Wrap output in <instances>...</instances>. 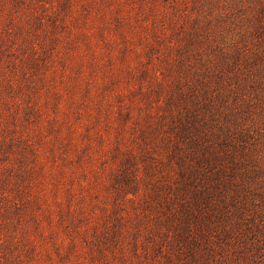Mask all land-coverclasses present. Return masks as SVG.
I'll return each mask as SVG.
<instances>
[{"label": "rangeland", "instance_id": "1", "mask_svg": "<svg viewBox=\"0 0 264 264\" xmlns=\"http://www.w3.org/2000/svg\"><path fill=\"white\" fill-rule=\"evenodd\" d=\"M21 1L15 7L13 0H0V36L4 37H0V187L5 184L9 201L0 206L2 236L22 240L24 226L31 225L24 207L13 220L3 216L5 208L19 199L15 175L21 171L31 186L24 188L28 191L24 200L31 199L27 206L31 212L36 210L47 237L42 239L29 228L39 250L31 264H49L47 253L58 264L44 217L47 206L36 197L42 190L48 194L56 228L55 201L65 205L69 201L66 185L55 177L62 173L74 179L67 188H72L76 198L73 205L79 198L86 208L89 226L101 222L103 212L117 214L116 188L110 185L108 168L120 161L106 159V151L120 137L124 148L139 154L137 144L146 142L153 154L155 168H147L140 156V193L135 200L122 202L118 210L129 219L127 213L133 215L141 206L139 221L133 215L125 228L130 233L142 230L139 238L148 243L151 233L144 228L153 221H147L143 211L155 202L154 191L165 189L162 183L171 180L170 148H165L161 127L147 134V140L137 136L141 130L149 131L150 112L155 123L159 119V105H165L168 93L176 92L175 82L184 63L183 76L193 80L196 72L212 80L210 91L219 92L215 98L218 108L241 121L246 146L252 150L249 160L253 164H247L251 170L238 178L237 191L232 188L218 198L221 203L203 230L213 237L215 254L204 264H264V0ZM34 43L36 48L31 49ZM155 70L165 76L163 90L153 77ZM130 108L134 117L124 121ZM95 133L103 135V149ZM65 139L75 144L66 152L69 162L61 159ZM161 139L164 146L155 150L154 144ZM28 146L38 153L33 161L37 172H24L32 160ZM84 148L88 150L79 161L77 155ZM104 160L112 162L105 164L103 173ZM91 169L103 175L107 187L94 182ZM6 170L12 173L8 185L4 183ZM54 186L59 190L56 197L50 191ZM148 197L154 199L150 204L145 202ZM150 208L155 210V205ZM56 240L69 241L61 229ZM21 247L26 248L23 243ZM140 253L144 254L141 248ZM26 254L23 251L22 257ZM140 259L145 257L134 256L133 264Z\"/></svg>", "mask_w": 264, "mask_h": 264}, {"label": "trees", "instance_id": "2", "mask_svg": "<svg viewBox=\"0 0 264 264\" xmlns=\"http://www.w3.org/2000/svg\"><path fill=\"white\" fill-rule=\"evenodd\" d=\"M13 3H15L13 6L18 7L22 1L13 0ZM0 37L4 39L3 36ZM33 48H36L35 43L31 45V49ZM185 68L186 65L181 63L178 79L175 82L176 92L168 93L165 105H159L162 108L159 119L155 123L153 119L156 117L154 118L150 112L147 115L151 123L148 126L149 131L141 130L137 136L138 139L142 137L147 140L149 138L147 134L158 132L161 127L165 133L161 134L162 139L167 142H165V148H170L168 167L172 172L171 180L162 183L161 188L165 189L157 188L154 191L155 202L143 211L145 219L153 221L152 226L144 228L145 231L151 233V237L147 238L148 243L139 238L142 230H138L139 233H130L125 228L133 215L138 217L134 219L135 222L139 221L141 214L137 212V209L141 206L136 208L133 215L127 213L129 219L123 213H118V210L122 207V202L135 200L140 193L138 166L140 156L142 161L147 162V168H155L152 162L153 154L147 149L146 142L137 144L141 148L138 154L131 147L124 148L122 139L118 137L117 142L111 143L106 151V159L109 157L120 161L118 166L108 168L111 175L110 185L116 188V206L114 207L117 209V214L108 216L106 212H103L101 222L89 226L86 208L79 202L78 197V201H75L76 205H73L72 201L76 198L72 193V188H67V184L74 179L67 178L65 175L62 177V173L59 175L55 173V177L60 183L66 185L65 190L69 201L66 205L61 200L55 201L58 206L56 228L52 225L54 218L49 211L48 194L42 190V193H38V198L36 197L43 203L45 202L47 206L48 213L44 217L50 227L48 236L52 238L55 253L59 257L58 264H133L134 256L145 257L144 261L140 259L137 264H204V261L215 255L211 245L213 237L206 235L203 230L221 203L218 198L232 188H234L233 191H237L240 186L237 182L238 178L246 176L251 170L247 164H253V161L249 160L252 158V150L246 146L248 144L247 134L241 121L230 118V115L220 111V107L218 108L215 98L219 92L210 91L212 80L205 74H196V72V75L192 72L195 78L190 80L182 74ZM147 70L149 68L144 72H148ZM221 76H218L219 81H221ZM153 77L163 90L167 84L164 74L159 75L155 70ZM133 117L130 108L124 121H130ZM87 134L88 137L91 136L90 130ZM95 136H98V145L103 149L105 145L103 135L95 133ZM162 139L154 144L155 150L164 146ZM74 146L71 139L63 140L60 146V148H65L62 150L63 162L72 161L66 152ZM87 150L84 148L77 155L79 161ZM29 154L32 160L25 164L24 172H37L38 168L33 161L38 153L34 148H30ZM22 156L29 158L28 153L25 152H22ZM163 159L160 157L159 162H163ZM25 160L22 158L20 161L25 163ZM108 161L104 160L101 172L106 171L105 164ZM5 172L8 174L5 175L4 183L7 182L8 185L11 183L12 173L10 170ZM91 172L97 185L107 187V182L102 180V174L93 169ZM15 177L18 181L15 183L16 197L19 199L17 198L18 200L5 208L3 216L8 220H13V215H20L24 207L26 208L25 219L30 221L31 225L28 228L24 226L21 233L23 239L17 241H14V237L2 236L3 227H0V264H31L39 254V250L38 245L31 238L32 231L29 228H34V232L42 236V239L47 237L42 234L41 220L36 210L31 212L32 209L30 210L27 206V202L31 203V199L24 200L23 194L26 193L24 188L28 189L31 186L29 183L26 184L27 179L23 172H17ZM63 179H66V182L62 181ZM149 182L153 184L152 180ZM80 186L82 187L81 183ZM57 188L58 186L50 188L55 197L59 194ZM0 190L1 206L9 201L5 184L0 187ZM153 200L151 197L145 198V202L149 204ZM153 205H155V210L150 208ZM60 229L68 236L67 244L56 240ZM202 241L205 242V246L201 245ZM20 242L26 247L25 249L21 247ZM140 248L143 250V255L139 254ZM25 250L27 254L26 258H23L22 254ZM15 251H18L17 254ZM46 255L49 264H55L51 255L49 253ZM207 264L210 262L207 261Z\"/></svg>", "mask_w": 264, "mask_h": 264}]
</instances>
